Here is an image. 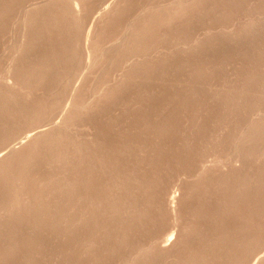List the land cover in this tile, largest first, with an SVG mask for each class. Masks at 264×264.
<instances>
[{
    "label": "rangeland",
    "instance_id": "374dc122",
    "mask_svg": "<svg viewBox=\"0 0 264 264\" xmlns=\"http://www.w3.org/2000/svg\"><path fill=\"white\" fill-rule=\"evenodd\" d=\"M0 264H264V0H0Z\"/></svg>",
    "mask_w": 264,
    "mask_h": 264
},
{
    "label": "bare ground",
    "instance_id": "6f19581e",
    "mask_svg": "<svg viewBox=\"0 0 264 264\" xmlns=\"http://www.w3.org/2000/svg\"><path fill=\"white\" fill-rule=\"evenodd\" d=\"M78 13V12H77ZM28 139V138H27ZM171 241V240H170Z\"/></svg>",
    "mask_w": 264,
    "mask_h": 264
}]
</instances>
